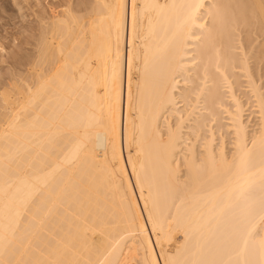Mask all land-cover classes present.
Segmentation results:
<instances>
[{"label": "bare ground", "instance_id": "bare-ground-1", "mask_svg": "<svg viewBox=\"0 0 264 264\" xmlns=\"http://www.w3.org/2000/svg\"><path fill=\"white\" fill-rule=\"evenodd\" d=\"M72 2L0 90V264H264V0Z\"/></svg>", "mask_w": 264, "mask_h": 264}, {"label": "rangeland", "instance_id": "rangeland-1", "mask_svg": "<svg viewBox=\"0 0 264 264\" xmlns=\"http://www.w3.org/2000/svg\"><path fill=\"white\" fill-rule=\"evenodd\" d=\"M71 1H73L72 2L73 6L78 7L77 9H79L78 5L80 0H71ZM62 2L63 0H37V1L36 0H0V87L4 83L10 81L11 80L10 78L15 77V74L17 72L26 69V67L29 65L30 61L32 60L33 43L35 39L34 30L35 27L38 26L37 24L38 18L35 16V14H37L36 12H38V9L39 11L41 10L42 13L46 12L45 15L49 14L51 16L52 11L55 12V14L57 15L60 14L61 12V11L59 12V10L62 9L63 11ZM49 5L52 6L51 10L49 8L50 7ZM258 56L259 57H257L256 54L251 55L249 62H250L251 70L254 74V78L258 81V84L259 86H261V90L264 93V69L261 70V68H259L260 70H258L257 68L258 65L264 67V56H260V55ZM238 70L239 69H236V71ZM17 76L18 78H20L19 75ZM247 85L248 84H247L246 76L241 75L239 77V85L237 84L235 86V89H236V93L241 97L242 101H244L243 108L245 115L243 114V119L244 122H246V124L248 125L247 126L248 134H252L254 133V131L258 130L259 117L257 116V112L254 110L255 107L252 106L254 104L253 103L254 98L251 97L250 99H248V97L250 96V92L246 91L248 89ZM2 88L3 86L0 88V90ZM2 91L0 93H2ZM0 103H1V98H0ZM225 116L226 118L223 121L226 123V128L221 130L222 131L221 134L220 133L216 134L215 136L216 139L214 140L213 144L215 146L214 148L216 149L219 148V146H221V144L223 143V146L225 145L224 146L225 152L227 153V155L229 154L231 156V154L234 151L233 148L234 138L232 137L231 131L230 133L228 132L229 131L228 125L230 123H228L229 119L227 117V112ZM215 129L217 130V128H214V130ZM188 130L189 129H187V131ZM187 133H190V131ZM207 133L208 132L206 133L202 132V137L197 139L198 141L196 140V148L198 154L202 153L203 150L202 143L204 142L203 137ZM190 137L191 139L187 140V143H190L192 140H195V136L190 135ZM181 148L183 149L184 152L186 148V142L182 144ZM183 152H181V154ZM180 162L183 163V157L180 158ZM182 169L184 170L185 167L182 166Z\"/></svg>", "mask_w": 264, "mask_h": 264}]
</instances>
